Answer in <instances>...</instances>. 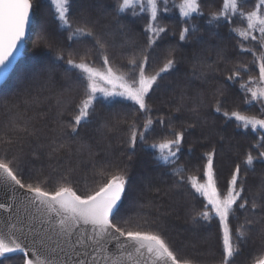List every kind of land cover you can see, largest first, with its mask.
Instances as JSON below:
<instances>
[{
    "label": "snow or ice",
    "instance_id": "6c2138e0",
    "mask_svg": "<svg viewBox=\"0 0 264 264\" xmlns=\"http://www.w3.org/2000/svg\"><path fill=\"white\" fill-rule=\"evenodd\" d=\"M50 2L58 39L48 20L42 19L40 40L56 55L30 79L43 87L61 75L75 86L69 91L79 89L81 96L71 107L70 119L58 123L60 131L49 140L47 157L53 159L62 151L71 154L63 138L74 140L90 125L106 133L122 131L128 160L138 153L149 155L157 174L167 177L172 187L187 191L190 200L181 211L204 229L215 225L220 264H233L255 236L264 238V171L255 183L249 178L257 168L264 169V0H222L207 14L206 0H183L175 22L178 31L164 22L173 11L171 0ZM39 9V0H0V81L13 71L26 44L31 16ZM188 44L198 46L191 58L193 72L190 77L185 74L172 108L157 109L152 97L166 77L179 72L177 48ZM207 51L215 52L210 63L203 56ZM244 56L253 59L245 63L240 59ZM229 64L230 74L224 75ZM205 68L215 74L213 81L207 79ZM256 69L257 74L251 75ZM209 83L211 90L203 88ZM30 99L39 105V97ZM65 102L61 96L57 106ZM118 104L131 113L97 110L98 105L111 109ZM251 108L260 115L243 114ZM173 111L190 114L191 122L177 123ZM205 117L234 125L240 135L255 134L246 151L237 153L242 159L226 177L217 166V147L203 132ZM198 129L200 138L208 141L204 145L208 150L196 156L189 146L187 153L195 159L183 160L188 136ZM217 135L216 143L222 146L225 137ZM42 136L31 117L7 121L0 135V186L7 193L0 201V212L6 216L0 227V264H195L192 257L179 256L167 236L160 223L167 213L149 220L147 213L124 208L129 165L102 171V183L78 194L70 173L61 174L53 185L50 175L32 171L31 160L42 153L24 154L23 143ZM13 254H19L17 259ZM257 257L251 264H264V249Z\"/></svg>",
    "mask_w": 264,
    "mask_h": 264
},
{
    "label": "trees",
    "instance_id": "16d2710c",
    "mask_svg": "<svg viewBox=\"0 0 264 264\" xmlns=\"http://www.w3.org/2000/svg\"><path fill=\"white\" fill-rule=\"evenodd\" d=\"M178 2L180 0H171V4L174 6L172 14L164 18V22L176 27L177 31L179 29L175 22L180 19L179 14L176 12ZM39 4V12L35 14L34 23L26 40L24 57L19 61L8 81L0 87V135L5 131L7 121H14L17 117H31L43 133L39 141L33 140L32 143H29L25 140L23 143L24 154H28L31 150L42 153L39 159L31 160L32 171H40L45 175H50L53 185H55L61 174L70 173L71 186L77 190L78 194H83L102 183V171H119L120 168L129 165L130 184L123 201L124 208L129 211L134 208L137 212L147 213V219L149 220L161 213H167V215L161 217L160 223L163 225L167 236L175 242L179 256L192 257L195 264H220L221 245L217 238L215 225L211 229H204L200 225L191 222L186 212L181 211V205L190 200L187 191L172 187L171 181L167 177L157 174L155 165L152 164L149 155L138 153L131 161L128 160L127 156L123 154L125 149L121 145L124 136L122 131L106 133L104 129L99 128L96 124L90 125L88 128L83 129L74 140L67 137L63 138L64 142L71 146V154L62 151L53 159L47 157L49 140L55 138L60 131L58 123L70 119L71 107L79 102L81 90L69 91L70 87L74 88L75 86L71 85V82L62 79L61 75H57L56 80L43 87L33 85L30 79L33 72L53 61L56 55L55 51L43 46V42L40 40L43 35L41 32L42 19L48 20L49 30L54 39H58L56 33L59 31L57 25L52 22L53 18L50 13L54 12L55 8L50 0H39ZM206 4L205 13L207 14L219 8L222 0H206ZM109 39L112 38L109 37ZM116 39L118 41L119 38ZM38 42L42 46L34 47V44ZM212 43L215 44L216 41L213 40ZM197 47V45L188 44L177 48L176 55L181 58V63L178 65L179 72L166 77L161 83V88L153 95L151 101L155 108L163 109L165 112L172 108L174 101L179 97L181 87L185 81V74L190 77L193 72L192 64L194 62L191 58L194 48ZM203 56L208 58L209 63L216 59L214 51L204 52ZM37 59L42 60V62L38 68H34L33 62ZM240 59L248 63L253 58L244 56ZM159 66H162V61L154 67L158 70ZM221 67L225 66L221 65ZM231 67V64L226 66L224 75L230 74L227 69ZM204 71L209 81L215 79V74L210 69L205 68ZM257 72L258 69L253 71L251 75L254 76ZM196 83L199 85L200 81H196ZM212 87V83L203 85V88L208 90H211ZM192 92L193 90L189 89V95ZM61 96L66 102L62 107H58L57 99ZM30 97H39V105L33 104ZM13 105L16 107H12ZM10 107L12 108L11 113L6 111ZM97 110L105 114L109 111L113 113H131L132 111L119 104L111 109L98 105ZM60 111L64 112V116L58 115ZM243 114L248 116L260 115L256 108H251ZM173 115L177 118V123L191 122L188 113L181 114L173 111ZM204 119L207 122L204 124L203 132L211 137L213 145L217 147L219 153L217 166L222 173V177H226L234 163H238L242 159V157L238 158L237 153L246 151V146L255 141V134L250 136L240 135L241 130H234V125L231 124L224 125L218 117H205ZM217 133L225 137L222 146L216 143L219 140ZM44 137H47V139ZM200 137L201 131L199 129L195 134L188 136L183 160L195 159V156L187 153L189 146L193 147L196 156L208 150L204 147L208 141ZM16 147V145H13L12 151H16ZM224 150L228 151L227 154L223 153ZM2 152L3 146L0 145V154ZM262 171L264 169L257 168L255 174L249 173L250 180L253 183L257 182ZM170 227L182 230L184 232L183 237L171 232ZM203 231L206 236L205 240L201 242L202 244L192 240L193 233L197 232L202 235L201 232ZM185 237L188 238L185 239ZM204 246H206V249H204ZM262 249H264V238L255 236L254 242L250 243L239 256L234 258L233 264H251L252 258L257 257V253ZM18 256L19 254H13V259H17ZM2 259L0 258V260ZM5 264H7V261H5Z\"/></svg>",
    "mask_w": 264,
    "mask_h": 264
},
{
    "label": "water",
    "instance_id": "95a60500",
    "mask_svg": "<svg viewBox=\"0 0 264 264\" xmlns=\"http://www.w3.org/2000/svg\"><path fill=\"white\" fill-rule=\"evenodd\" d=\"M34 23V15L31 16V21H30V25L28 26V28L26 29V36H25V40H27L28 35L31 31L32 25ZM24 51H25V47L22 50V54L21 56L18 58L17 63L14 65L13 71L15 69V67L17 66V64L19 63V61L24 57ZM13 71L9 74L8 78L5 81H0V87L9 79L10 75L13 73ZM7 198V193L5 192V190L3 189L2 186H0V201H4ZM6 218L5 214L0 212V227H3V220ZM110 248H114V245H110Z\"/></svg>",
    "mask_w": 264,
    "mask_h": 264
},
{
    "label": "rangeland",
    "instance_id": "374dc122",
    "mask_svg": "<svg viewBox=\"0 0 264 264\" xmlns=\"http://www.w3.org/2000/svg\"><path fill=\"white\" fill-rule=\"evenodd\" d=\"M183 3V0H180V2H178L176 5H177V8H176V12L179 14V9H180V5ZM34 17H35V15H34ZM41 62H42V60H39V59H37L35 62H33V66H34V68H38L39 66H40V64H41ZM8 81V80H7ZM6 81V82H7ZM5 82V83H6ZM4 83V84H5ZM227 150H224L223 151V153L224 154H227ZM134 204H135V202H134ZM176 228V227H175ZM175 228H173V227H170V231L171 232H174V233H177L178 234V236L179 237H183V234H184V232L182 231V230H179V229H175ZM197 233V232H196ZM196 233H193V235H192V240L193 241H197V242H202V241H204L205 240V236H206V234H205V232L203 231V232H201L202 233V235L200 234H196ZM188 238V237H187ZM186 237H185V239H187ZM202 244V243H201ZM204 249H206V246H204Z\"/></svg>",
    "mask_w": 264,
    "mask_h": 264
}]
</instances>
